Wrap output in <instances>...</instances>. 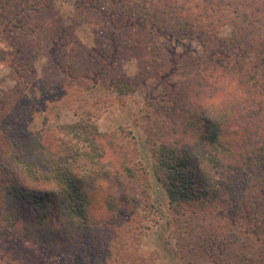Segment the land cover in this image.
<instances>
[{
  "label": "trees",
  "instance_id": "trees-1",
  "mask_svg": "<svg viewBox=\"0 0 264 264\" xmlns=\"http://www.w3.org/2000/svg\"><path fill=\"white\" fill-rule=\"evenodd\" d=\"M101 6L106 9L107 4ZM121 6V12L115 14L111 10L108 17L113 26L106 27L105 31L110 51L99 57H93L92 52L88 59L81 52L86 48L78 43L83 65L69 62L61 68L59 64L63 63L57 58L66 56L68 48L61 42L63 26L55 15L51 0H0V64L10 68L16 80L14 92L21 96L33 78L34 57L45 56L46 50L53 45L56 50L53 52L56 54L54 65L69 82H63L61 87L46 83L44 96L51 100L59 97L77 105L74 123L49 125L45 129L50 135L60 129L66 137L58 150H53L52 142L41 132L31 131L26 126L19 129L17 120L11 125L5 119L0 120V142L5 141L8 145L11 158L15 159L12 160L14 165L32 181L51 186L44 192L35 193L33 189L18 187L10 190L8 195L0 194V219L4 228L10 234L30 240L40 258L42 250L51 256L56 253L51 245L55 240L64 248H72V258L79 252L89 264H116L127 242L125 229L129 222L125 218L118 219L116 229L107 232L109 236L103 243H95L99 252L91 255L85 252L88 246L94 247L83 239L85 233L88 236L101 233L100 224L93 220L88 210V196L99 182L109 178L108 163L103 159L106 146L101 141L105 135L98 132L92 121L94 111L107 107L108 99H98L92 105L84 98L80 100L78 94L84 97L85 81L89 80L90 87L104 84L108 93L112 89L129 91L131 85L120 81L125 77L118 72V61L124 58L120 60V55L131 54L130 57L139 60L154 61L161 49L155 43L157 29L182 37H196L209 46L217 38L216 27L229 6L234 9V16L229 19L233 46H245L248 42L264 53V0H122ZM246 7H251V11ZM124 14H130L132 21L124 24ZM104 27V22L99 25L101 29ZM66 41L64 44H68ZM258 60L255 70L261 67V75L254 71L256 76L252 77V85L259 86L258 90L262 92L264 60ZM44 70L47 72V68ZM199 71L200 80L213 78L212 72H205L206 67ZM53 75L54 72L50 78ZM82 82L84 85L81 86ZM250 95L249 104H246V98L240 103V108L245 110L243 113L231 112L225 107L221 113H216L218 116L206 117V128L195 134L198 140L195 153L187 148L169 147L170 143L162 141L153 143V153L166 171L162 177L158 173L157 178L165 186L168 207L176 214L181 211L184 217L197 216L201 220H207L209 212L216 208L223 219L221 227L225 237L223 235L220 245L215 247V255L209 254L211 249L199 247L200 236L196 239L194 234L184 238L186 245L195 244L189 247L191 259L185 258L190 264H264V106L263 100L255 94ZM199 103L203 104L202 100ZM192 113L195 116L191 119L192 126L200 129L198 120L202 119L204 110L200 108ZM189 169L193 172L189 173ZM108 205L111 215L123 208L122 201L117 199L108 201ZM212 223L215 222L209 225ZM44 226L53 230L51 239H27L31 235L38 236ZM56 226L58 229L55 230ZM24 231L25 235H22ZM55 235L58 238L54 239ZM213 241L206 240V243L212 245Z\"/></svg>",
  "mask_w": 264,
  "mask_h": 264
},
{
  "label": "rangeland",
  "instance_id": "rangeland-1",
  "mask_svg": "<svg viewBox=\"0 0 264 264\" xmlns=\"http://www.w3.org/2000/svg\"><path fill=\"white\" fill-rule=\"evenodd\" d=\"M121 2L51 0L55 15L60 18L63 26L60 37L64 39L61 42L68 48L66 56L59 55L57 58V61L63 63L59 64L61 68L69 62L83 65L77 50L78 43L86 48L81 51L84 58L89 59L92 52L93 57H99L110 51L109 37L105 31L106 27L109 29L113 26L109 24L108 17L111 10L115 14L122 11ZM103 3L107 4L106 9L101 6ZM245 9L251 11V7ZM233 11V6L224 10L220 24L216 27L217 38L209 46H205L196 37H182L157 29L155 43L161 49L154 61L139 60L130 57L131 54H125L127 57L120 55V60L124 58L118 61V72L125 76L120 81L121 84L131 85L129 91L121 89L118 92L112 89L108 93L104 84L90 87L89 80L85 81L84 97L78 94L80 100L84 98L92 105L98 99H108L107 107L94 111L92 121L98 132L105 135L101 139L106 146L103 159L109 169V178L99 182L88 196V210L93 220L100 224L102 234L99 232L98 236H88L85 233V242L94 245L93 248L88 246L85 251L87 254L99 252L95 243H103L109 236L107 232H111V228L116 229L115 221L123 218L129 222L128 229H125L127 242L116 264H190L185 258L191 259L189 247L195 244L186 245L184 238L194 234L196 239L200 236L197 244L202 250L209 248L210 255L217 254L215 247L220 245L223 235L225 237L224 228L221 227L223 219L219 217L216 208L209 212L207 220H201L197 216H192V219L188 215L184 217L181 211L176 214L168 207L165 186L157 178L158 173L162 177L166 171L160 167L159 158L153 153V143L162 141L170 143L169 147L187 148L195 153L198 147L195 134L206 128L207 116L216 117V113H221L225 107H229L231 112L237 110L243 113L245 110L240 108V103L246 98V104H249L250 94L263 100L264 106V91L258 90L260 87L256 84L252 85L255 73L261 75V67L257 70L255 67L259 65L258 59L264 60V53L258 46L248 42L245 46H233L232 26L229 22L234 16ZM132 19L130 14L122 16L124 24ZM102 21L105 27L101 29L99 25ZM65 41L68 44H64ZM54 51L52 45L46 50L45 56L34 57L33 78L21 96L19 92H14L16 80L10 68L0 64V120L5 119L10 125L17 120L19 129L26 126L31 131L41 132L43 137L52 142L53 150H58L66 137L60 129L53 135L45 129L49 125L55 127L74 123L77 120L74 114L77 105L59 97L51 100L44 96L46 83L61 87L63 82H69L54 65ZM203 67H206V73H213V78L199 79L201 75L198 69ZM52 72L54 75L50 78ZM219 95L225 99L219 98ZM200 108L204 114L198 120L200 129H195L191 122L195 117L192 112ZM12 160L15 159L11 158L8 145L5 141L0 142V194L8 195L10 190L19 188L33 189L35 193L50 190L48 183L34 182L25 176ZM188 172L193 171L189 169ZM114 199L122 201L123 208L111 215L108 201ZM210 222L215 223L209 225ZM4 227L0 219V264H89L83 253H74L72 258V248H64L55 240L51 245L56 253L51 256L48 251L42 250L40 258L30 240L10 234ZM51 231L44 226L38 236L31 235L27 239L38 237L46 241L53 237ZM21 234L25 235V231ZM56 238L58 236L55 235ZM206 240L214 241L211 245ZM48 256H51L50 259H47Z\"/></svg>",
  "mask_w": 264,
  "mask_h": 264
}]
</instances>
